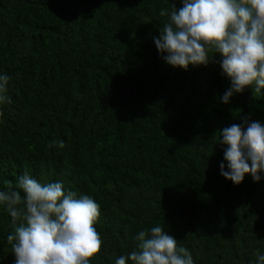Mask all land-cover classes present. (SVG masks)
I'll use <instances>...</instances> for the list:
<instances>
[{"label": "trees", "instance_id": "1", "mask_svg": "<svg viewBox=\"0 0 264 264\" xmlns=\"http://www.w3.org/2000/svg\"><path fill=\"white\" fill-rule=\"evenodd\" d=\"M180 0H0V191L26 170L100 205L103 239L91 264H115L139 231L161 225L195 264H254L264 254V171L221 175L219 130L264 122V94L221 97L219 54L168 65L154 37ZM62 140L64 147L50 146ZM0 205V264H15Z\"/></svg>", "mask_w": 264, "mask_h": 264}, {"label": "clouds", "instance_id": "2", "mask_svg": "<svg viewBox=\"0 0 264 264\" xmlns=\"http://www.w3.org/2000/svg\"><path fill=\"white\" fill-rule=\"evenodd\" d=\"M159 15L168 19L154 43L161 58L173 67L207 66L219 54L221 75L230 86L221 97L227 104L237 93L250 89L252 97L264 94V0H180ZM11 77L0 74V105L12 103ZM2 115V113H0ZM218 142L226 145L221 175L239 185L245 175L254 181L264 171V122L244 116L239 124L219 130ZM50 146L63 148L62 140ZM0 205L10 216L14 231L7 236L15 264H91L103 239L94 226L100 205L89 195H77L63 182L41 183L27 170L15 187L0 191ZM133 251L115 264H195L191 252L156 225L139 231ZM254 264H264L256 253Z\"/></svg>", "mask_w": 264, "mask_h": 264}]
</instances>
